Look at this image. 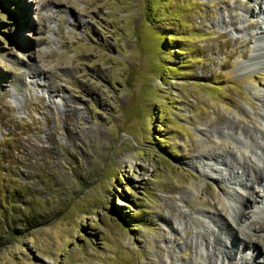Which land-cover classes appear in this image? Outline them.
I'll return each mask as SVG.
<instances>
[{
	"label": "rangeland",
	"instance_id": "374dc122",
	"mask_svg": "<svg viewBox=\"0 0 264 264\" xmlns=\"http://www.w3.org/2000/svg\"><path fill=\"white\" fill-rule=\"evenodd\" d=\"M259 8L0 0V264H220L242 234L217 198L252 211L264 193L230 181L234 155L216 162L229 146L264 161V66H243Z\"/></svg>",
	"mask_w": 264,
	"mask_h": 264
},
{
	"label": "bare ground",
	"instance_id": "6f19581e",
	"mask_svg": "<svg viewBox=\"0 0 264 264\" xmlns=\"http://www.w3.org/2000/svg\"><path fill=\"white\" fill-rule=\"evenodd\" d=\"M258 13H264V10L259 8L255 14H258ZM263 23H264V21H263ZM260 27H261V25H260ZM259 33L262 35H261V37L256 39L257 46L255 47V49L259 50L260 54L258 57H251L250 58L251 60H255L254 63H243V66L256 65L257 63H260L264 66V27L260 28ZM261 103L264 104V98L261 99ZM261 116H262V114H261ZM233 124H235V123H233ZM244 132H245V130H244ZM261 132H262V136L264 138V127L261 129ZM261 143H258L257 145H259L260 147L263 146L260 154H261V157L264 159V145H262ZM254 148L252 150H250V154L246 153V151H241L243 157H238L236 155V151L233 152V150L230 149V146H229V148L223 147L222 148L223 152L220 155L221 158L219 161H216V162L218 164L227 166L228 165L227 157L229 155L230 156L232 155V157H233V155H234L235 157H233V158L235 159L236 170L234 172V175L232 177H230V181L232 180L234 182V184H237L243 188H247V186H250L248 188H250L253 191V195L258 196L259 195L257 193V192H259L258 190H260L261 193L264 192V184L262 185V183H264V161H263V164H260L261 159L259 160L256 158L257 152L253 151ZM211 158H212V155L207 154V160H210ZM206 161H205V164L207 163ZM218 169H219V167L216 166L214 169H212V168L209 169V171L215 172ZM229 173H230V171H229ZM226 177H223V178H226ZM255 187H257V188H255ZM249 198L251 199L250 196H249ZM249 198L244 197L241 193L235 194V193H231V192H229L228 194H225V199L217 198V201H216V202H218L217 204L219 206H223V205L225 206L226 205L234 215L233 221L231 222V221L226 220L224 222L225 223L224 225L227 224V226L230 228L229 231H231V232L235 231L236 233L239 232L242 234V237L238 239L239 241H238L237 246H236L235 242H233V240H231L230 244L228 245V249H227V251L229 253H225L223 248L219 249L218 252H214V250H216V248L212 247L213 248L212 253L214 252L215 257L218 253H220V261H221L220 264H225L226 262H227V264H231L232 258H235L237 262L240 259H243V262L241 264H248L249 262H252L251 264H264V257H263V253H262V250H264V245H262L263 246L262 249L259 248V249H257V251H255L254 248H253V250H251V246L254 245V243L252 242V238H253L254 234L250 235V233L248 231H245L246 229L247 230L251 229L250 225L252 224L251 221L254 217L258 216L259 214H263V216H264V193L262 195L261 194L259 195L260 200L257 201V204L255 207H253L254 210H252V211L248 210L249 206H247L248 202L250 201V200H248ZM243 199H245V202ZM239 202H240V205H239ZM216 214H219V213H216ZM208 227H209V225H207V227H205V229H207L206 231L210 230L211 226L209 227V229H208ZM258 227L264 228V223H258ZM173 230L178 231V228L173 227ZM213 233H214V228H212V231L210 233L208 231L209 241L208 242L205 241V247L210 246L211 243H214L215 245H217V243H220L218 241V236H216V234L212 235ZM260 251H261V254L259 253ZM210 252H211L210 249H207V256L208 257H211ZM257 254H259V255H257Z\"/></svg>",
	"mask_w": 264,
	"mask_h": 264
}]
</instances>
